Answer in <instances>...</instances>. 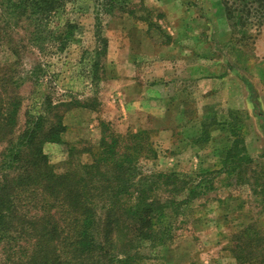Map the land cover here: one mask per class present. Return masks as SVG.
<instances>
[{
	"label": "rangeland",
	"instance_id": "rangeland-1",
	"mask_svg": "<svg viewBox=\"0 0 264 264\" xmlns=\"http://www.w3.org/2000/svg\"><path fill=\"white\" fill-rule=\"evenodd\" d=\"M246 1L227 0L229 6L245 8L244 27L228 20L224 0H65L40 25L34 17L9 18L6 9L11 4L0 0V75L14 81L7 89L2 81L0 95L11 109L16 107L15 96L21 97L13 138L44 98H51L64 101L59 112L67 125L63 143L44 147L57 172L92 162L105 131L144 130L153 141L158 156L138 159L134 182L151 175L147 199L157 202L158 216L166 215L163 221L153 215L155 234L163 242L135 241L137 246L128 250L134 264H238L235 246L260 244L264 236V18L254 16L257 11ZM250 8L253 13L247 16ZM167 14L186 18L180 26L191 22L190 30L208 41L205 60L213 64L212 71L229 81L224 85V79L207 76L208 90L224 85L219 99L209 97L206 104L198 100L202 98L197 90L195 108L176 120L165 115V102H150L148 98L157 97L149 94L150 88L143 93L137 81L142 77L147 86L157 84L151 91L157 89L159 96L172 93V86L164 84L171 76L157 69L174 61L168 46L162 47L174 37ZM245 79L253 93L250 109L230 110L225 103L240 107L244 90L249 93ZM196 126L199 130L193 132ZM162 128L172 129V138L159 136ZM211 130L217 133L213 139ZM211 140L231 148L223 162L220 155L212 157L213 167L204 164ZM190 144L202 149L195 154ZM244 145L253 161L243 165L242 173L233 171L230 160ZM3 147L0 144V152ZM185 182L189 186L182 193L172 190ZM191 188L196 190L194 199L172 203L184 200ZM260 247L264 250V242Z\"/></svg>",
	"mask_w": 264,
	"mask_h": 264
},
{
	"label": "trees",
	"instance_id": "trees-1",
	"mask_svg": "<svg viewBox=\"0 0 264 264\" xmlns=\"http://www.w3.org/2000/svg\"><path fill=\"white\" fill-rule=\"evenodd\" d=\"M8 1L9 18L20 21V17H34L40 25L65 0ZM224 2L228 20L245 27V8ZM251 4L252 11H257L254 16L264 18V0H251ZM246 11L247 16L253 13L251 8ZM4 76L0 75V83L3 81L7 89L14 81ZM14 101L16 107L8 108L0 95V144H4L0 152V264H134L128 250L137 246L135 241L161 243L155 234L157 219H153V215L158 216L157 202L147 199L151 188L147 178L151 175L134 182L138 159L158 156L146 131H105L92 162L57 172L44 147L48 142H64L67 125L59 112L64 101L44 98L25 129L13 138L21 97L15 96ZM235 155L230 166L242 173L243 165L253 158L246 145ZM254 175L258 179L256 171ZM185 183L181 188L172 184V190L182 193L189 186ZM195 194L191 188L184 200H171L178 204L194 199ZM130 197L136 201L130 203ZM165 216L157 218L163 221ZM262 237L260 244L248 241L235 246L238 264H264ZM119 248L120 252L114 251Z\"/></svg>",
	"mask_w": 264,
	"mask_h": 264
},
{
	"label": "crops",
	"instance_id": "crops-1",
	"mask_svg": "<svg viewBox=\"0 0 264 264\" xmlns=\"http://www.w3.org/2000/svg\"><path fill=\"white\" fill-rule=\"evenodd\" d=\"M167 15L169 20L172 21L173 23L174 37L170 41L166 42V44L171 43L170 45H163L162 47L166 48L168 46L167 49L171 52L172 57L174 56V61L171 62V60H169V64L167 62L165 65H162V67L157 69L158 71H162L163 73H165L166 76H171L169 80L165 79L167 81H165L164 84H168L172 86V93L170 95L168 94L167 96L163 94L162 96H159V92L157 91V89L156 91L153 90L151 91V88L155 87V85L157 84L147 86L146 81L142 77L141 78L138 77L137 81L142 83L140 84V86L141 88H143L142 90L143 93H145L144 88L145 89L150 88V90L148 91L149 94H155V96L157 97L155 98L156 100L148 98L149 100H151L150 102H154L155 104H159V103L164 104L165 102L167 104L165 107L166 109L165 115L168 117L170 115V118H174V120H176L182 118L183 113L187 114V112H189V108H195V106L192 104L195 100H197L194 99L195 98L194 94H196L197 90L199 91L200 98H202L198 100L199 101L201 100L202 102L207 104L208 102H210L207 101L209 97H212L211 101H215L219 99L220 94L222 93L221 86L227 85L229 81H227L226 83L224 79L226 77L221 78L223 75H221L219 71H212L211 67L213 64L205 60L208 57L207 56L209 50L207 49L208 41L206 39L201 38L200 35L196 36L195 35L196 31L192 32L190 30L189 24L191 22L187 21L186 24L188 25L180 26L179 21L181 20V22H185L187 20L186 18L179 19L176 16L171 17L170 14ZM201 49H203L204 51L200 52ZM144 50L147 51V49ZM197 50L199 51L198 54H196ZM198 55L199 58H197ZM190 56H192V58H190ZM166 61L167 60L165 58V62ZM198 70L202 71L203 74L202 72H200V77H195V73ZM204 72H207L208 74ZM207 76H210L211 78H214L217 81L220 80V78L221 80L224 79L222 81L224 85L220 86L218 84H215L213 88L211 87L208 90V88L210 87V82L206 79ZM246 79L245 81L247 85L245 84V86L247 87V92L249 93L246 94L244 90L243 102L240 103V107L234 105V103L232 102L225 103L226 107L232 108L230 110H234L233 108H241V107H244L245 109H250L249 106L251 105L250 103L253 102V99L251 96L252 93L250 92L251 87L249 86ZM232 82L234 81H231V83ZM195 84H198V86H195ZM236 84L237 83L235 81V85ZM204 87H206V89H204ZM157 88L159 90V87ZM230 103L231 105H228ZM157 113L160 114L158 110ZM174 113L176 114L174 115ZM142 127L148 128L145 126ZM210 129H216V127L211 126ZM198 130H199V126H196L193 132H196ZM158 133L159 136L172 138L173 130L162 128ZM210 134H212L211 135L212 137L209 135L210 139H213L214 135L217 133L216 132L214 133V131L211 130ZM179 143L181 142L179 141ZM190 145H194L193 147L195 150V154L199 153L200 149H202L201 146L199 147L196 144H190ZM226 151H227V155H226ZM228 151L229 152L231 151L230 147L226 150V147L225 148L220 147V143H214L212 141L210 145L209 156H207V159L205 160L204 164L209 165L210 163V166L213 167L215 161L212 157H218L219 155L221 156L222 162L225 161L226 158L228 157Z\"/></svg>",
	"mask_w": 264,
	"mask_h": 264
}]
</instances>
